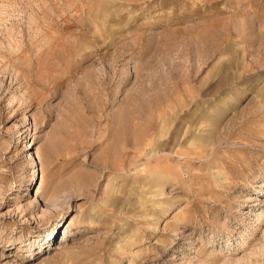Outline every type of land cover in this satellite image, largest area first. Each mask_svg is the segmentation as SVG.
Listing matches in <instances>:
<instances>
[{"label":"rangeland","instance_id":"374dc122","mask_svg":"<svg viewBox=\"0 0 264 264\" xmlns=\"http://www.w3.org/2000/svg\"><path fill=\"white\" fill-rule=\"evenodd\" d=\"M0 264H264V0H0Z\"/></svg>","mask_w":264,"mask_h":264}]
</instances>
